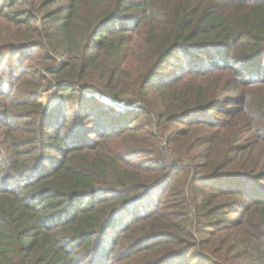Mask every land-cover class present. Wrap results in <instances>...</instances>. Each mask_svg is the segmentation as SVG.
<instances>
[{
	"label": "trees",
	"instance_id": "16d2710c",
	"mask_svg": "<svg viewBox=\"0 0 264 264\" xmlns=\"http://www.w3.org/2000/svg\"><path fill=\"white\" fill-rule=\"evenodd\" d=\"M109 263L264 264V0H0V264Z\"/></svg>",
	"mask_w": 264,
	"mask_h": 264
},
{
	"label": "rangeland",
	"instance_id": "374dc122",
	"mask_svg": "<svg viewBox=\"0 0 264 264\" xmlns=\"http://www.w3.org/2000/svg\"><path fill=\"white\" fill-rule=\"evenodd\" d=\"M30 54L32 58L30 59L29 57L26 60L28 63H32L35 60V57L37 56L38 51L35 50L34 52ZM10 60L6 59L4 64L14 61V60H11V61ZM37 60L38 59L35 60V63ZM58 100H59V96L54 91L42 90V92L40 93L39 101L42 102L46 108L51 107L55 103L57 104ZM137 106H139L140 108H144V109H147L148 107L147 105L142 104V103H139ZM149 111H152V113L150 114V118L146 117V115H144L143 117L140 115V113H137L135 111L129 114L133 116V119L138 120L136 121V123L140 122L141 124V122L144 123V122L150 121V123L152 124V126L150 127V131H152L154 134L155 145L153 144V139L150 138L151 144H153L154 146L152 149L153 151H151L153 152V154L149 156L150 162L154 164L153 160L157 159V160L163 161L170 167H173V170L175 172L173 173V177L170 180L171 183L169 184L168 190L176 182L186 180L187 183L189 184V182H192V180L194 181V177H196V175L193 174L194 168L192 166L191 159L185 154V151H183L178 146L172 144V142L170 143V145L168 144V138H169L168 134H173L175 127L172 125H165L164 127H166V130H164L163 128L162 130L157 122V116H158L157 112L152 109H150ZM121 112L124 114L125 110L122 109ZM72 115L73 113L71 114V116ZM151 163H148V164H151ZM163 192H164V187L157 191L156 196L162 195ZM187 194H189V199L193 200L194 193L192 190V183L189 189L187 190ZM88 200H87L88 202L91 201V199H88ZM190 206L191 208H190V223L189 224L191 228H194L193 226H197V217L195 216L196 210L193 206V203H191ZM132 212L133 211H130V212L128 211V213H126L130 221H134V214Z\"/></svg>",
	"mask_w": 264,
	"mask_h": 264
},
{
	"label": "bare ground",
	"instance_id": "6f19581e",
	"mask_svg": "<svg viewBox=\"0 0 264 264\" xmlns=\"http://www.w3.org/2000/svg\"><path fill=\"white\" fill-rule=\"evenodd\" d=\"M54 97V96H53Z\"/></svg>",
	"mask_w": 264,
	"mask_h": 264
}]
</instances>
